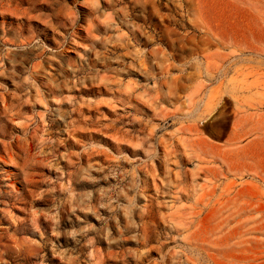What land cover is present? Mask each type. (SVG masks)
I'll list each match as a JSON object with an SVG mask.
<instances>
[{
	"label": "rangeland",
	"instance_id": "obj_1",
	"mask_svg": "<svg viewBox=\"0 0 264 264\" xmlns=\"http://www.w3.org/2000/svg\"><path fill=\"white\" fill-rule=\"evenodd\" d=\"M0 264H264V0H0Z\"/></svg>",
	"mask_w": 264,
	"mask_h": 264
}]
</instances>
